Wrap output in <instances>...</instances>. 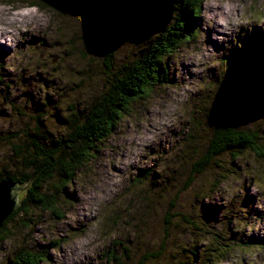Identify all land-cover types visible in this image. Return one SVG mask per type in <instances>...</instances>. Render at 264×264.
I'll list each match as a JSON object with an SVG mask.
<instances>
[{
  "label": "rangeland",
  "instance_id": "1",
  "mask_svg": "<svg viewBox=\"0 0 264 264\" xmlns=\"http://www.w3.org/2000/svg\"><path fill=\"white\" fill-rule=\"evenodd\" d=\"M36 1L0 3L15 11ZM57 1L63 14L39 7L46 20L34 18L26 25L27 31H1V134L20 132L35 123L33 105L46 104L47 97L51 103L43 111L44 122L53 134L60 132L68 105L79 110L102 90V56L112 50V68H116L136 59L156 40L158 18L137 40L118 44L123 22L96 15L103 4L117 6L115 0H93L95 10L91 9L90 16L78 13L67 0ZM134 9L139 11V6ZM168 12L167 17L172 15ZM199 15L195 38L164 59L165 82L130 103L94 159L57 195V216L32 210L35 213L24 217L25 227L20 226V218L6 226L12 237L0 243V264L13 259L16 264H112L107 261L111 258L123 263L124 250L131 260L127 264H137L144 254L158 251L163 241L162 256L155 263L143 264H177L192 257L181 248L193 252L189 246L196 242L201 250L215 243L222 247L227 238L256 244H234L228 259L218 264H264V158L248 152L231 161L226 155L215 160L222 168L211 163L203 175L194 174L187 184L192 165L205 157L212 125L224 119V101L228 95L231 98L235 79L241 77L238 70L235 77L226 68L225 59L230 66L236 65L235 60L239 64L253 35L262 50L260 67L264 70V0H205ZM217 19L240 22L230 25L229 31L220 29ZM255 44L249 48L253 50ZM230 49L239 59L228 57ZM243 78L247 85V76ZM238 119L236 127L253 131L260 125L264 135V100ZM218 175L225 177L221 180ZM217 181L221 182L213 188ZM176 192L180 194L174 201ZM201 204L213 207L214 220L202 218ZM168 209L173 210L171 214L182 213L194 226H214L213 233L209 228V234L201 237L203 232L182 221L178 223L181 228L171 225L165 232ZM21 248L25 253L16 256Z\"/></svg>",
  "mask_w": 264,
  "mask_h": 264
},
{
  "label": "trees",
  "instance_id": "2",
  "mask_svg": "<svg viewBox=\"0 0 264 264\" xmlns=\"http://www.w3.org/2000/svg\"><path fill=\"white\" fill-rule=\"evenodd\" d=\"M92 1L72 0L70 4L75 9L91 15L90 12L93 9L91 6H94ZM115 1L117 6L109 7L103 4L104 6L97 10L96 15L98 14L103 19L115 18L116 21L124 23H122L124 28L121 32L122 43L127 44L137 40L158 18L155 25L157 29V32H155L156 40L136 59L130 60L119 67L116 66V68H112V59H115L114 52L112 53L109 50V53H106L107 55L102 56L100 60L101 74L104 78L102 90L79 110L74 104L68 105L65 118L61 124L63 129L61 128L60 132L53 134L44 122L46 116L43 111L51 103L49 97L44 100L46 104L33 105L34 117L31 119L35 123L23 128L20 132H6L3 134L0 132V146L6 144V147L3 145V149L0 147V182L8 178L19 185L27 184V190L20 199L19 207L3 222L0 228V243L12 237L10 230L7 228L15 218H20L22 221L20 226L25 227L24 217L29 213L31 214L32 210L57 216L59 213L57 195L64 192L76 177V173L94 159L99 147L111 136L118 121L123 119L126 108L130 103L142 99L156 86H160L161 83L165 82L167 72L163 61L195 38L194 23L200 16L201 7L205 0H172L168 4V9L166 8L167 0ZM127 1L130 6L127 5ZM35 5L40 8H49L39 5V3ZM138 6L139 11L134 9ZM168 10L172 13L169 17L166 16V13L169 14ZM251 36L246 42L248 46H246L245 58L243 55L242 59H239L233 49L229 51L228 57L233 58V55H235L234 58L240 60L239 64L235 60L236 65L230 66L228 60L225 59L226 68L229 71L232 70L235 77L238 70L241 77L240 79L234 78L237 84L231 98L228 95L224 101L226 104V110L222 111L225 114L224 119L221 120V124L212 125L211 140L208 141L205 157L192 165V172L187 179V184L192 182L191 179L194 174L202 172L203 175L204 170L211 163L217 168L221 167L219 162L215 163V160H220L226 155L230 156L231 161L242 158L248 152L257 154L258 158H264V135L259 129L260 125L258 129L253 131L236 127L240 114L255 109L256 104L261 99L264 100V70L260 67L262 50L259 48L257 39L253 35ZM253 42L256 44L255 46L251 45V47H254L251 50L249 44ZM168 53L170 55H167ZM243 69L247 72L246 74L242 71ZM243 75L247 76V85ZM230 114L234 115L227 119ZM206 117V120L210 119L208 114ZM54 118L60 120L58 115ZM5 149L8 151H5ZM229 165L233 166L232 163H229ZM232 173L233 175L236 174L235 172ZM217 177L222 180L225 176L218 175ZM219 182L217 181L213 188L217 187ZM179 194L180 192L174 194V201L177 200ZM201 206L202 218L214 220L213 207L203 206L202 204ZM167 211L169 219L164 220L165 232L169 231L171 225L175 229L181 228L178 223L182 221L183 225L193 226L197 233L203 232L202 234L199 233L201 237L207 235V233L209 234V228L213 233L214 226L212 225L207 227L202 223L203 229L194 226L182 213L177 214L174 211L175 213L171 214L173 211L171 209ZM32 213L35 212L32 211ZM172 218L176 219L175 223L169 222ZM227 231L232 235L231 230L227 228ZM214 237L223 240L219 234L214 235ZM227 239V244H221L222 247L215 243L214 246L207 245L201 250V248L198 249L196 242L193 246H189L193 252L181 248L183 252L191 254L192 257L191 259L187 257L185 262H175L177 264H218L228 259L230 253L235 250L233 248L234 244L238 243L241 246L256 244L249 240H244L242 243L239 241L240 239L237 242ZM162 243L158 251L153 254H144L137 264L150 261L155 263L162 256L163 248H165L164 241ZM25 251L21 248L17 251L16 256L23 255ZM124 252L125 262H119L115 258L107 259V261L112 264L129 263L131 260L128 259L127 251L124 250ZM9 262L16 264L14 259L13 261L9 260ZM31 262H35L33 257Z\"/></svg>",
  "mask_w": 264,
  "mask_h": 264
},
{
  "label": "clouds",
  "instance_id": "3",
  "mask_svg": "<svg viewBox=\"0 0 264 264\" xmlns=\"http://www.w3.org/2000/svg\"><path fill=\"white\" fill-rule=\"evenodd\" d=\"M212 6L217 7L218 5L214 4ZM34 18L38 20L47 19L46 14L35 4L13 11L10 5L0 3V31L13 32L14 28H19L20 31H27L26 25L32 22ZM216 22L220 26V29H229L230 31V25H236L240 21L238 19H217ZM220 34L224 35L225 33L221 32ZM84 243L87 244L88 241L84 240Z\"/></svg>",
  "mask_w": 264,
  "mask_h": 264
},
{
  "label": "water",
  "instance_id": "4",
  "mask_svg": "<svg viewBox=\"0 0 264 264\" xmlns=\"http://www.w3.org/2000/svg\"><path fill=\"white\" fill-rule=\"evenodd\" d=\"M72 0H67L66 3H72ZM37 3L47 6L51 8L54 12L60 13L62 11L61 2L55 0H39L36 1ZM65 4V3H62ZM79 13V10H77ZM63 14V13H60ZM87 14V13H86ZM90 16V15H89ZM95 40L99 38L97 36L94 37ZM120 45L125 44L122 43V35L121 38L118 40V44ZM112 51V50H110ZM27 190V184L19 185L12 180L6 178L0 182V228L3 222L19 207L20 205V193ZM8 264H11L8 262Z\"/></svg>",
  "mask_w": 264,
  "mask_h": 264
},
{
  "label": "bare ground",
  "instance_id": "5",
  "mask_svg": "<svg viewBox=\"0 0 264 264\" xmlns=\"http://www.w3.org/2000/svg\"><path fill=\"white\" fill-rule=\"evenodd\" d=\"M2 34V32L0 31V35ZM7 46H9V44H7Z\"/></svg>",
  "mask_w": 264,
  "mask_h": 264
}]
</instances>
